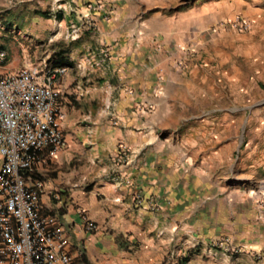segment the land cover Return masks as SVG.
Instances as JSON below:
<instances>
[{
	"label": "crops",
	"instance_id": "obj_1",
	"mask_svg": "<svg viewBox=\"0 0 264 264\" xmlns=\"http://www.w3.org/2000/svg\"><path fill=\"white\" fill-rule=\"evenodd\" d=\"M175 1L0 0V7L47 10L58 26L51 54L67 68L58 85L66 145L53 156L43 151L27 181L75 264H264V131L243 147L242 135L227 133L232 118L221 109L203 116L205 128L179 149L170 118L158 116L161 101L153 116L140 110L150 88L145 8L158 10L156 37L181 48L182 16L161 12ZM249 10L258 28L264 7ZM262 80L254 77L255 90ZM240 110L233 105L234 115ZM226 240L245 249L226 257L215 248Z\"/></svg>",
	"mask_w": 264,
	"mask_h": 264
},
{
	"label": "rangeland",
	"instance_id": "obj_2",
	"mask_svg": "<svg viewBox=\"0 0 264 264\" xmlns=\"http://www.w3.org/2000/svg\"><path fill=\"white\" fill-rule=\"evenodd\" d=\"M14 3L16 0H9L10 5ZM95 6L102 7L98 2ZM249 7H264V0H176L175 5L161 12L167 18L182 16L181 21L186 25L182 32H186L188 38L182 41L181 48L164 35L162 40L156 37L154 30L158 20L154 17L158 10L145 8V20L150 22L144 44L150 88L140 110L153 116L155 105L161 101L158 116L162 120L170 118L167 129L179 149L185 147L188 133L205 128L203 116H219L221 109H225L227 116L231 114V121L227 118L225 125L227 133L242 135L243 147L250 142L248 139L253 132L264 131V113L261 114L264 111V81L259 82L257 90L253 87L254 77L260 80L264 75V57L260 59L258 51L264 48V11L263 23L256 28V19L251 16ZM242 17L251 22L250 31L241 32L230 27ZM57 29L56 20L47 10L0 7V52L6 54L0 62V74L16 72L26 65L47 64L53 58L51 52L58 51L55 46L59 45L51 42ZM237 103L241 110L234 115L233 105ZM216 126L211 124L209 129ZM238 142L236 139V146ZM127 160L128 154H123L120 161ZM222 242L227 246L224 256L241 254L229 251L232 245L240 244Z\"/></svg>",
	"mask_w": 264,
	"mask_h": 264
},
{
	"label": "built area",
	"instance_id": "obj_3",
	"mask_svg": "<svg viewBox=\"0 0 264 264\" xmlns=\"http://www.w3.org/2000/svg\"><path fill=\"white\" fill-rule=\"evenodd\" d=\"M251 26L243 17L230 25L241 32ZM5 58L1 51L0 62ZM66 73V67L47 63L0 74V264H75L62 230L41 216L39 194L27 181L43 151L53 156L66 145L58 103V85ZM86 228L96 231L93 223ZM215 248L224 252L227 246L219 242ZM244 249L229 247L236 254Z\"/></svg>",
	"mask_w": 264,
	"mask_h": 264
},
{
	"label": "trees",
	"instance_id": "obj_4",
	"mask_svg": "<svg viewBox=\"0 0 264 264\" xmlns=\"http://www.w3.org/2000/svg\"><path fill=\"white\" fill-rule=\"evenodd\" d=\"M61 65L60 58L57 55V52L53 55V58L48 62L49 67H59ZM61 67V66H60Z\"/></svg>",
	"mask_w": 264,
	"mask_h": 264
}]
</instances>
